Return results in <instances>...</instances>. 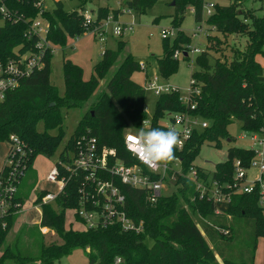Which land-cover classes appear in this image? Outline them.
Wrapping results in <instances>:
<instances>
[{
    "label": "trees",
    "instance_id": "1",
    "mask_svg": "<svg viewBox=\"0 0 264 264\" xmlns=\"http://www.w3.org/2000/svg\"><path fill=\"white\" fill-rule=\"evenodd\" d=\"M77 1L80 11L69 12L63 9L60 1L51 12L36 7L34 0L0 1V8L4 6L12 17H22L17 22L6 20L0 26V58L7 61L14 56L15 49L26 52L34 48V39L26 41L24 37L34 20L47 21V42L64 47L68 38L92 32L98 21L108 15L107 7H100L97 19L86 25L81 12L92 0ZM157 2L124 0L123 5L138 16L145 14ZM172 2L174 14L171 23L175 28L180 26L189 7L196 10L194 19L200 18L201 0ZM119 11H111L114 20ZM1 17L0 14V20ZM207 23L215 26V33L223 37L244 35L247 45L243 52H233L229 61L223 59L224 54L214 57L208 50L195 57L198 70L191 73L190 79H194L201 88L195 113L206 119L209 127L193 132L181 151L174 148V157L180 159L183 174L193 166L204 143L219 146L222 139L232 140L227 131L231 118L239 119L240 129L245 132L258 133L264 129V70L256 61L257 55L264 56V19L249 16V22L245 24L238 11L230 6L217 7ZM168 40L163 42V54L157 59L159 75L164 80L177 69V60L173 59L175 49H183L180 44L191 42V38L182 32L171 44ZM207 41L214 42L211 48L216 52L223 51L224 48H220L223 42L218 37L208 35ZM124 48L125 43L119 40L115 50L103 49L88 80L82 78L79 66L64 60L62 97L49 81L53 48H47L40 69L6 95L0 103V142L10 143V137L15 136L22 143L25 153L22 179L37 156L51 158L58 150L64 138V110L81 109L82 114L58 162L67 161L76 139L89 134L97 139L100 147L113 149L117 158L127 164L130 156L123 143L126 130L134 133L140 128L166 130L159 120L171 113L188 111L179 102L177 94H161L157 96L153 114L148 119L144 108L145 89L132 80L133 74L141 69L140 64L130 55L125 56L113 75L106 79ZM103 80L105 89L90 103ZM229 96H232L230 103L226 100ZM235 100L241 110L240 115L235 113ZM146 120L150 122L148 127L143 126ZM51 130L58 132L51 135L48 133ZM253 157L250 150L230 147L227 160L215 165L214 178L221 182L231 181L232 162L239 159L247 166ZM58 162L55 165L58 166ZM11 171V167L4 165L0 176L7 177ZM82 180L81 174L73 175L51 204H41L48 191L36 193L34 204L41 211L37 228H48L60 237L62 243H41L38 254L33 257L20 256L7 246L0 254V264L7 259L13 260L14 264H55L77 248L85 252L88 264H114L116 258H121L124 264H220L216 256L222 264H254L258 239L264 236V213L258 206L256 193L235 195L230 204L207 203L196 197L195 188L189 181L177 177L173 183L178 186L176 192L149 204L144 191L122 186L126 214L136 224L142 223L141 232L123 231L118 225L74 231L65 228V213L78 207V186ZM27 198V195L17 194L18 206L5 217H0V250ZM147 239L152 241L151 246L146 245Z\"/></svg>",
    "mask_w": 264,
    "mask_h": 264
},
{
    "label": "built area",
    "instance_id": "2",
    "mask_svg": "<svg viewBox=\"0 0 264 264\" xmlns=\"http://www.w3.org/2000/svg\"><path fill=\"white\" fill-rule=\"evenodd\" d=\"M2 1V0H0ZM251 3V8H246V3ZM36 7L41 8V1L34 0ZM233 6L238 11V16L243 23L249 22V16L264 19V0H201V16L195 20L200 24L191 35V39L201 38L203 32L206 37L212 32H217L215 26L209 25L207 21L211 18L217 7ZM255 6V7H254ZM193 15L194 7L188 8ZM1 20L17 22L22 17H12L11 12L4 6L0 8ZM86 25H91V16L88 13L83 15ZM116 24L113 27V35L122 36L131 32L133 25L120 24L109 19L106 23ZM102 31H97L100 41H104ZM48 23L44 20H34L27 33L24 35L26 41H33L34 48L21 52L15 49L14 56L4 61L0 58V103L6 98L9 92L17 89L21 82L29 78L30 75L42 66L43 53L50 44L47 42ZM174 28L164 29L161 35L163 40L175 37ZM206 51V50H204ZM204 51L186 46L184 49L175 51L173 59L180 56L187 57L200 55ZM145 66L140 64V68ZM157 77L149 79L145 83L144 89L153 92L155 96L161 94H177L179 102L188 111L184 113L168 114V122L163 125L167 130L174 127L179 133V143L174 148L181 151L186 143L191 139L193 132L209 127V122L195 113L198 100L201 98V88L194 79H190L189 87L184 94L176 87L169 84H160ZM149 121L143 123L148 127ZM243 138H248L252 147L254 157L249 165L245 166L239 159L232 162L233 172L231 181L221 182L214 178V172L203 168L191 166L187 174L181 170V161L178 157L172 160L157 161L155 163H145L139 149L135 144L136 133L126 130L123 135L125 150L130 156V163L120 160L113 149L100 147L97 139L89 134L79 136L75 143L72 158L65 162H58L49 171L46 180L55 184L58 188L56 193L47 192L41 199V204H51L55 202L59 193L62 192L67 180L73 175L81 174L82 182L78 186L79 204L73 211L76 219L85 229L105 228L118 225L123 231H142V223L136 224L131 220L125 211V199L121 187L127 186L131 189L144 191L147 195V202L154 204L166 190L170 182L174 183L177 177H183L195 188L196 197L207 203L230 204L233 196L241 194L256 193L258 206L264 213V129L258 133L245 132ZM7 161L4 165L11 167L12 171L7 177L0 176V217H5L11 209L18 206L16 196L24 171V147L20 140L10 137ZM255 170L253 178L248 177V172ZM169 181V182H168ZM175 186V185H174ZM217 213V211H216ZM42 234H46V228H40ZM227 232H224L226 235ZM114 264H124L121 258H116Z\"/></svg>",
    "mask_w": 264,
    "mask_h": 264
},
{
    "label": "rangeland",
    "instance_id": "3",
    "mask_svg": "<svg viewBox=\"0 0 264 264\" xmlns=\"http://www.w3.org/2000/svg\"><path fill=\"white\" fill-rule=\"evenodd\" d=\"M40 1L42 10L48 12L53 11V9L55 8V4L58 1L61 2L62 7L65 11L69 12L73 10H79V2L77 0ZM123 1L124 0H92L81 12L82 15L88 13V15L91 16L92 22L95 21L98 16L97 10L98 8H100L98 7L99 5L107 7L108 15L106 16V18L99 20L97 26L93 29L92 32H87L77 38H68L64 47L50 45L51 48H53V51L50 59L49 81L53 86L56 87L58 95L60 97L64 95L62 72V65L64 60H69L71 63L79 66L82 69V78L84 80H88L92 74L93 66L100 60L103 48L105 47L107 49L115 50L117 48L118 40H122L125 42V48L121 53L116 65L107 74L106 79H109L113 75L115 69L123 61L125 56L130 55L136 62H138L139 64L143 63L145 66L143 69H140L132 76V80L143 88L145 87V80L152 79L153 77L160 78L161 83H166L173 87H177L182 94H184L185 89L189 87L191 73L198 70V67L195 63L196 55L189 56L188 59L180 56L177 59L176 71L171 74L167 80L162 79L159 75L157 59L160 58L163 54L162 45L165 40L161 38V35L164 29L174 28L175 30L176 36L171 37L168 40L169 44H171V42L178 36L179 32H182L185 35L191 37L192 32L200 25L195 21L193 13H191L190 10L187 9L180 26L178 28H175L171 23L172 16L174 14V8L171 6V0H158L153 8L147 10L145 14L138 16L128 11L127 8H125V6L123 5ZM246 8H251V3H246ZM112 10H122L123 14H121L119 11V14L121 15L119 17L117 16V18L114 20L111 13ZM109 19H113L120 24H132L133 29L131 32H127L122 36H115L112 32L113 27L116 24L109 23L106 25ZM2 24L3 22L0 21V26ZM97 31H102L101 33H103V37L105 39L104 41H100L99 35H94ZM211 35L221 39V42H223V44L220 45V48H224L223 51L216 52L211 48L214 42L207 41L205 32L201 34V38L191 39V42L189 44L180 45L183 49L188 46L200 49L202 51L208 50V52L214 57L221 56L222 53L225 56V58H223L225 61L231 60L233 52H243L247 45V39L244 35L234 34L228 37H223L222 35L215 32H212ZM178 50L181 49H175V51ZM258 57L261 64L260 66L264 68V56L257 55L256 58ZM210 63L213 64L212 61H210ZM104 89L105 88L103 87L98 88L90 99V103L95 101L96 96ZM156 100L157 96H155L153 92L145 89L144 108L148 119H150L153 114ZM226 100L229 103L232 102V96L227 97ZM234 103L235 113L237 115H240L241 110L240 108H238L237 101L235 100ZM62 114V131L64 133L63 141L56 153L51 158L40 155L34 159L32 166L35 172H26V178L23 181L24 185H26V182L31 180L29 178L34 175L35 177L37 176L39 189L37 190V188L32 184V181L36 179L35 177L29 184L27 183L29 193L28 195L30 196L29 198H27L25 205L22 206L23 208L21 207L22 210L17 216L13 227L8 232L5 244L0 250V254L3 249L8 246V248H10V251L19 253L20 256L33 257L38 254L41 243H62L60 237L52 231H50L46 236H42L39 229L34 226H24L20 228L21 230H18V228L22 224H38L39 222V211L33 208V202L36 199V193L42 189H47L51 193H56L57 191L56 186L50 184L46 180V176L53 168L55 163L58 162L60 153L63 151L68 139L72 136L74 130L76 129L82 111L81 109H69L62 111ZM167 116L159 120V122L166 124L168 122ZM231 120L232 123L227 127V131L232 140H230L229 138L222 139L220 140L219 146L204 143L200 148L199 155L193 162V166L203 168L208 171H213L216 164L223 163L227 160V150L230 147H237L242 149H250L252 147L251 141L248 138L242 137L246 133L245 131L240 129V120H233L232 118ZM38 129H42L40 125L38 126ZM57 132V130H51L48 133L51 135H56ZM227 140H230V142H228ZM0 144H2L0 148H3V146L6 145L9 147L8 142H0ZM68 155L69 158H72L71 152H69ZM7 156L8 154L6 152L4 163H6L7 161ZM255 173V170L249 171V179L253 178ZM20 187L21 186H19V191H21ZM177 189L178 186H174V184L170 182V184L167 185L166 190L162 191V195L173 194ZM14 212L13 214H15ZM65 228L72 229L74 231H82L85 229V227L76 219L72 210H68L65 213ZM146 245L151 246L152 241L147 239ZM234 247L237 248L238 246L234 245ZM216 258L218 262L222 264L221 259L217 256ZM4 264H14V261L7 259L4 261ZM55 264H88V261L85 252L82 249L77 248L74 249L69 255L62 257L59 261L55 262ZM254 264H264V236L258 239L254 257Z\"/></svg>",
    "mask_w": 264,
    "mask_h": 264
},
{
    "label": "clouds",
    "instance_id": "4",
    "mask_svg": "<svg viewBox=\"0 0 264 264\" xmlns=\"http://www.w3.org/2000/svg\"><path fill=\"white\" fill-rule=\"evenodd\" d=\"M134 139L145 163L174 159V147L180 142L179 133L174 127L167 130L140 128Z\"/></svg>",
    "mask_w": 264,
    "mask_h": 264
},
{
    "label": "crops",
    "instance_id": "5",
    "mask_svg": "<svg viewBox=\"0 0 264 264\" xmlns=\"http://www.w3.org/2000/svg\"><path fill=\"white\" fill-rule=\"evenodd\" d=\"M105 1V0H104ZM98 7H105V6H99L98 5ZM173 7V6H172ZM121 14H123V12H122V10H121ZM121 14H119L118 15V17L121 15ZM118 20V19H117ZM108 37V36H107ZM119 41V40H118ZM117 41V42H118ZM124 42V41H123ZM125 43V42H124ZM103 49H107V48H103ZM112 50V49H111ZM102 54V53H101ZM101 58V57H100ZM256 61L260 64V62H259V57L258 58H256ZM261 65V64H260ZM262 67V66H261ZM262 69H264L263 67H262ZM158 78V77H157ZM149 79H147V80H145V83L148 81ZM158 80H160V78H158ZM160 84H162V85H164V84H166V83H161V81L159 82ZM104 84H105V80H103V81H101V83H100V87H103L104 88ZM145 85V84H144ZM177 88V87H176ZM162 125H165V123H161ZM229 142H230V140H229ZM2 144H0V146H1ZM6 152H8V146L6 145V146H3V148H0V170L2 169V167L4 166V159H5V155H6ZM32 165H33V163H32ZM31 165V168L27 171V172H29V171H34V169H33V166ZM35 172V171H34ZM36 175V174H35ZM35 176L34 175H32L29 179H33ZM25 178H26V174H25V176H24V178L21 180V183H20V185L19 186H21L20 187V190L21 191H19V189H18V195L20 194L21 196H24V195H27L28 196V198H29V196L30 195H28L29 193H28V184L31 182V180H29L28 182H26V185H24V180H25ZM36 179L34 180V181H32V184H33V186L34 187H36L37 188V190L39 189V187H38V180H37V176L35 177ZM28 183V184H27ZM50 184H52V183H50ZM52 185H54V186H56L55 184H52ZM56 188H57V186H56ZM40 191H48L47 189H45V190H40ZM57 191H58V188H57ZM56 191V192H57ZM49 192V191H48ZM25 202L26 201H24V203H23V205L22 206H24L25 205ZM23 208V207H22ZM33 208L34 209H37L38 211H39V222H40V218H41V211H40V208H39V206H36L35 204H34V202H33ZM22 209H20L19 211H18V213H17V215H19V213H20V211H21ZM39 222H38V224H39ZM38 224H34V223H32V224H30V223H28V224H22V225H20V227L18 228V230H21L20 228H22V227H24V226H30V227H32V226H34V227H37L38 226ZM17 230V231H18ZM46 230H47V233L46 234H42L41 232V234H42V236H46L49 232H50V230L48 229V228H46ZM39 231H40V228H39Z\"/></svg>",
    "mask_w": 264,
    "mask_h": 264
},
{
    "label": "water",
    "instance_id": "6",
    "mask_svg": "<svg viewBox=\"0 0 264 264\" xmlns=\"http://www.w3.org/2000/svg\"><path fill=\"white\" fill-rule=\"evenodd\" d=\"M174 4H173V2L171 3V6H173ZM228 142H229V140H227Z\"/></svg>",
    "mask_w": 264,
    "mask_h": 264
}]
</instances>
